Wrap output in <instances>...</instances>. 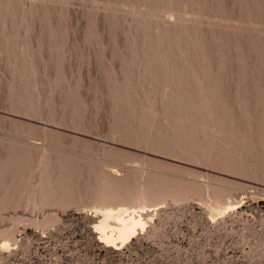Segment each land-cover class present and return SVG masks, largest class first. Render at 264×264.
Returning a JSON list of instances; mask_svg holds the SVG:
<instances>
[{"label": "rangeland", "instance_id": "rangeland-1", "mask_svg": "<svg viewBox=\"0 0 264 264\" xmlns=\"http://www.w3.org/2000/svg\"><path fill=\"white\" fill-rule=\"evenodd\" d=\"M0 264H264V0H0Z\"/></svg>", "mask_w": 264, "mask_h": 264}, {"label": "bare ground", "instance_id": "bare-ground-1", "mask_svg": "<svg viewBox=\"0 0 264 264\" xmlns=\"http://www.w3.org/2000/svg\"><path fill=\"white\" fill-rule=\"evenodd\" d=\"M95 210L101 215V219L96 222L94 232L98 233L99 242L114 249L117 248L118 243L128 242L141 229H144L145 216L148 212L145 206L137 210L133 206L126 205H109ZM111 218L115 219L116 224L110 223Z\"/></svg>", "mask_w": 264, "mask_h": 264}]
</instances>
